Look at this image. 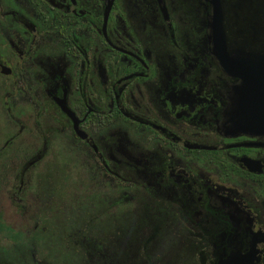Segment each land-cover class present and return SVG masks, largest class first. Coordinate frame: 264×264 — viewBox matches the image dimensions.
I'll use <instances>...</instances> for the list:
<instances>
[{"label":"flooded vegetation","instance_id":"flooded-vegetation-1","mask_svg":"<svg viewBox=\"0 0 264 264\" xmlns=\"http://www.w3.org/2000/svg\"><path fill=\"white\" fill-rule=\"evenodd\" d=\"M215 2L0 0V98L8 115L33 112L39 136L30 152L20 123L0 142L1 162L26 150L0 188V230L16 235L0 264H264V0H219V20ZM45 160L80 168L97 200L96 234L69 230L61 259L14 230L37 181L55 200ZM104 191L117 196L108 220Z\"/></svg>","mask_w":264,"mask_h":264},{"label":"rangeland","instance_id":"rangeland-1","mask_svg":"<svg viewBox=\"0 0 264 264\" xmlns=\"http://www.w3.org/2000/svg\"><path fill=\"white\" fill-rule=\"evenodd\" d=\"M0 91H2L1 86ZM32 118L33 112L31 111H28L27 115H22L19 111L13 113L12 115L6 114L5 108L3 107V100L2 98H0V142L15 133L14 131L19 129L18 124L22 123L25 124V126L22 132H20L21 138L17 139L16 141H20V143L23 141L22 146L27 147L30 152H32V150L36 151L39 148L37 147L39 136L38 133L36 131H33V129L30 127V124L32 123ZM6 131L8 135L5 137H1L2 134L4 135ZM17 146L18 145L15 142L14 146H11V151L8 152V159H5L2 162L0 160V188L2 187V184H5L6 178H8V183L14 180L13 176H15V173L18 171V167L21 163V158L23 157V155L26 154V150L21 148L20 145L19 148ZM59 154L60 153L58 151L49 152L50 157ZM49 167H52V169L54 167L52 174L50 173V177L51 179H55L56 183L57 195L55 196V200L53 199L54 196L47 195V193L51 194L50 192L46 191L48 190L50 183L45 182L43 180L37 181L35 187L41 189V191H36L34 192V194H30L29 196H27V201L32 203V205H29L28 203L29 208L26 207V210L24 211L25 215L23 216L22 223L17 224L16 222V225L13 226L14 230H21L20 237L24 239L26 245L28 244L27 241H29L30 237H33L34 235H36V233H39V235H41V238L37 243L38 250L43 253L44 251H48L53 246L55 252L58 253V256L61 259V257H65V251H67V245H69V241L64 238L65 234L68 233L70 235L69 230H77L76 228L79 227V225H82L83 227L80 228V231L83 233V235L87 233V231H93L94 235L96 234V228H87L88 226L86 225H88L87 221H91V219H93L90 216L96 213L95 208H97V206H95V204L97 203V200L96 197L85 196L84 191L86 190V188H90L91 186L86 185V183L81 180L82 172L80 171V168H78L76 165L75 168H72L73 174H71L70 168L68 167L67 163L57 161V163L55 164H50L48 163V161L45 160V162L39 165L36 171H48ZM67 173L69 175H67ZM43 189L45 190V192H43ZM115 197L117 196L112 195L108 191H104V201L102 203L104 212L102 216L105 220L111 219L112 216L116 214L115 207L111 205ZM11 208L12 207H9V214L15 212V210ZM147 217L152 220H156L155 216L153 215L149 216L147 214ZM17 218L19 220L18 214L16 218L14 216H10L9 219L11 222L16 221L15 219ZM14 223L15 222H13V224ZM157 224L161 225L162 227H152L155 231H158L157 235L153 233V236H155L153 237L154 242H156V239H162V233L166 229L163 227L162 223L157 222ZM69 226H72V228H69ZM54 230H56L57 235H61V233L63 234L61 238L58 236V239H56V241L52 245V242L48 240V237L44 239L43 237L48 236ZM108 230L109 229L105 227V231ZM143 230L144 233L143 236H141V239H144L145 236L149 234V230L147 229V227H144ZM128 233H130V230L126 227L120 228L119 232H117V235L119 237L118 249L119 252L122 253V255L123 253H127L128 255H130L129 252H134L137 247L134 239H131V236L128 237ZM6 234V244L10 245L12 242V235H15V232L11 231L10 229H4L3 231L0 230V243H3V240L5 239L4 235ZM127 239L129 240L127 241ZM154 245H157V243ZM161 246L162 244L159 243L156 246L159 251H162ZM159 256L160 255L158 254V257ZM50 260L51 258H48V261ZM157 263L162 264L160 259H158Z\"/></svg>","mask_w":264,"mask_h":264},{"label":"water","instance_id":"water-1","mask_svg":"<svg viewBox=\"0 0 264 264\" xmlns=\"http://www.w3.org/2000/svg\"><path fill=\"white\" fill-rule=\"evenodd\" d=\"M213 1L215 2V0H213ZM216 1H217V2H215L216 6L214 7V5H213L211 11H212V15L215 14L216 15L215 17H217V20H219L221 10L219 8V0H216ZM209 37L211 38V39H209L210 43L212 42V44H213V41L216 40V36H214V32L213 31L210 32Z\"/></svg>","mask_w":264,"mask_h":264}]
</instances>
